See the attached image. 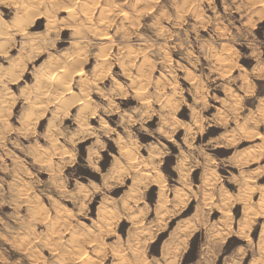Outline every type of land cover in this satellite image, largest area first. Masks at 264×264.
<instances>
[{
	"label": "rangeland",
	"instance_id": "obj_1",
	"mask_svg": "<svg viewBox=\"0 0 264 264\" xmlns=\"http://www.w3.org/2000/svg\"><path fill=\"white\" fill-rule=\"evenodd\" d=\"M189 250L264 264V0H0V264Z\"/></svg>",
	"mask_w": 264,
	"mask_h": 264
},
{
	"label": "bare ground",
	"instance_id": "obj_2",
	"mask_svg": "<svg viewBox=\"0 0 264 264\" xmlns=\"http://www.w3.org/2000/svg\"><path fill=\"white\" fill-rule=\"evenodd\" d=\"M108 1H111V2H113V1H117V0H108ZM36 4V3H35ZM32 7V6H31ZM37 7V6H36ZM65 8H68V10H70V8H69V5H68V7H65ZM133 8V7H132ZM131 8V9H132ZM32 9V8H31ZM35 10V9H34ZM123 10H125V9H123ZM122 10V11H123ZM33 11V10H32ZM38 11V10H37ZM126 11V10H125ZM70 12H73V10L72 11H70ZM33 13V12H32ZM123 13V12H122ZM125 13V12H124ZM68 14H69V12H68ZM67 14V15H68ZM37 15V14H36ZM55 15V14H54ZM70 15V14H69ZM123 15V14H122ZM101 19H102V22H104L103 24L104 25H106L107 23H109V20H107V16L105 15V14H101ZM35 18V17H34ZM33 18V19H34ZM50 18V17H49ZM48 18V19H49ZM51 18H52V15H51ZM55 18V16H53V18L52 19H54ZM33 19H31V20H33ZM57 19V18H56ZM55 19V20H56ZM24 20H26V19H24ZM23 20V21H24ZM29 19L27 18V20L26 21H28ZM55 20H52V23H55ZM51 21V20H50ZM50 21H48V22H50ZM29 22V21H28ZM27 23V22H26ZM25 23V24H26ZM58 23V22H57ZM94 22H92V24H93ZM98 23H99V21H98ZM17 25H18V23H17ZM90 25V24H89ZM96 25V24H95ZM101 25V24H100ZM102 26V25H101ZM61 27V26H60ZM93 27V26H92ZM91 29V28H90ZM89 29V30H90ZM22 31V30H21ZM96 32V31H95ZM76 33H78V32H76ZM10 36V35H9ZM107 36V35H106ZM110 37V36H109ZM60 60V59H59ZM80 63H82V61L80 62ZM80 69V68H79ZM82 70V69H81ZM80 70V71H81ZM80 71L78 70L77 72H79V73H77L76 72V74L74 75V76H80L81 75V73H80ZM82 72V71H81ZM67 73H68V71L66 70V67L65 66H62L61 68H60V72H49V73H44V75H43V73H36L37 74V79L35 78V80L37 81V80H39V81H41L42 82V84H43V82L45 83H47V84H49V83H56V84H58V83H63L62 82V80L63 79H65L64 78V76H66L67 75ZM80 74V75H79ZM82 76V75H81ZM67 82V81H66ZM45 85V84H44ZM71 85V84H70ZM56 87H58L59 85H55ZM44 87V86H43ZM71 87V86H70ZM49 88V87H48ZM87 88V87H86ZM60 89V88H59ZM65 90L66 91V93H69V86L68 85H66V84H61V90ZM39 90V89H38ZM37 90V91H38ZM44 90V89H43ZM47 91V89L45 88V92ZM50 91V90H49ZM86 92V91H85ZM43 93V92H42ZM47 93V92H46ZM41 94V93H40ZM47 94H49V93H47ZM57 96V95H56ZM58 96H60L61 97V95H58ZM57 96V97H58ZM63 96V95H62ZM56 97V98H57ZM170 101V100H169ZM166 102V101H165ZM164 102V103H165ZM163 103V102H162ZM163 103V104H164ZM166 104H170L169 102L168 103H166ZM161 105V104H160ZM171 105V104H170ZM169 105V106H170ZM162 106V105H161ZM83 107H84V105H83ZM164 107V106H163ZM191 109V108H190ZM173 110V109H172ZM39 154V153H38ZM249 161V160H248ZM180 165V167H183L184 165L181 163V164H179ZM158 174H160L159 172H158ZM151 175V174H150ZM252 180V179H251ZM249 181V180H248ZM247 182V181H246ZM248 183H250V181L248 182ZM250 188H251V185H250ZM249 188V189H250ZM263 200V199H262ZM258 202H263V201H258ZM245 232V231H244ZM80 259L79 260H81V262L83 263V264H88V262L90 261H88V258L89 257H87L86 255H81L80 257H79ZM261 262H263L264 263V259H261ZM81 263V264H82Z\"/></svg>",
	"mask_w": 264,
	"mask_h": 264
},
{
	"label": "trees",
	"instance_id": "obj_3",
	"mask_svg": "<svg viewBox=\"0 0 264 264\" xmlns=\"http://www.w3.org/2000/svg\"><path fill=\"white\" fill-rule=\"evenodd\" d=\"M80 175V174H79ZM191 255V250H189L187 253H186V256L184 258V264H188V263H191L194 261V258L190 257Z\"/></svg>",
	"mask_w": 264,
	"mask_h": 264
},
{
	"label": "crops",
	"instance_id": "obj_4",
	"mask_svg": "<svg viewBox=\"0 0 264 264\" xmlns=\"http://www.w3.org/2000/svg\"><path fill=\"white\" fill-rule=\"evenodd\" d=\"M258 4H259V6L262 5V3H259V2H258ZM260 201H261V199H260ZM259 235L261 236V231H260V234H259ZM260 255H264V253H259L258 257H259ZM258 257H257V259H258Z\"/></svg>",
	"mask_w": 264,
	"mask_h": 264
}]
</instances>
